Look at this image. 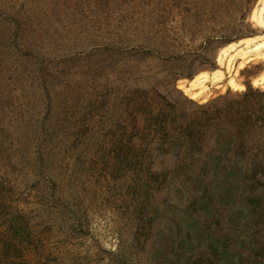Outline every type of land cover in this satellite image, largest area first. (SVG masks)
I'll list each match as a JSON object with an SVG mask.
<instances>
[{
  "label": "rangeland",
  "instance_id": "374dc122",
  "mask_svg": "<svg viewBox=\"0 0 264 264\" xmlns=\"http://www.w3.org/2000/svg\"><path fill=\"white\" fill-rule=\"evenodd\" d=\"M147 91L264 105V0H0V264H264V166L150 157Z\"/></svg>",
  "mask_w": 264,
  "mask_h": 264
},
{
  "label": "trees",
  "instance_id": "16d2710c",
  "mask_svg": "<svg viewBox=\"0 0 264 264\" xmlns=\"http://www.w3.org/2000/svg\"><path fill=\"white\" fill-rule=\"evenodd\" d=\"M150 93L139 109L150 157L180 159L179 170H196L193 176L202 178H256V163L264 166V105L257 106L256 97L245 92L241 100L229 101L221 95L188 113L158 92L155 105ZM132 148L137 153L138 147ZM130 158L125 155L124 161Z\"/></svg>",
  "mask_w": 264,
  "mask_h": 264
}]
</instances>
